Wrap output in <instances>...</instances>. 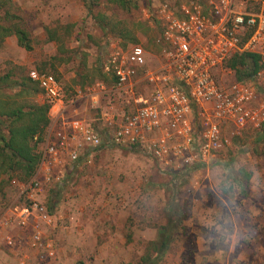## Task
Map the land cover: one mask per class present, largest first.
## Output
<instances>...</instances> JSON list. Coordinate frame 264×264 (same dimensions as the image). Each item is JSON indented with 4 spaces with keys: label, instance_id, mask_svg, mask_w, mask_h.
<instances>
[{
    "label": "rangeland",
    "instance_id": "374dc122",
    "mask_svg": "<svg viewBox=\"0 0 264 264\" xmlns=\"http://www.w3.org/2000/svg\"><path fill=\"white\" fill-rule=\"evenodd\" d=\"M199 2L9 0L11 21L27 32L32 48L19 46L14 35L0 43L4 105L27 110L48 104L40 90L20 91L32 68L52 73L64 89L61 105L48 104L49 123L34 139L37 154L48 131L63 120L84 118L107 130L97 121L99 109L84 97L86 89L109 85L105 63L134 44L155 64L162 50L160 10ZM221 130L222 147L205 160L195 156L191 165L166 163L138 146L103 145L59 167L61 181L41 193L47 210L52 206L50 223H40L45 246L53 249L49 257L28 245L23 229L2 227L7 209L21 203L15 183L30 179L19 172L0 175V264H139L165 226L172 242L160 264H264V125Z\"/></svg>",
    "mask_w": 264,
    "mask_h": 264
},
{
    "label": "built area",
    "instance_id": "2783aa9c",
    "mask_svg": "<svg viewBox=\"0 0 264 264\" xmlns=\"http://www.w3.org/2000/svg\"><path fill=\"white\" fill-rule=\"evenodd\" d=\"M157 20L162 50L156 63L134 44L105 63L109 85L97 82L84 93L107 130L84 118L63 120L46 134L30 180L15 183L21 203L7 209L1 225L23 229L28 245L48 257L53 249L45 246L40 223H50L51 214L41 193L61 181L58 168L66 162L120 145L191 165L195 156L205 160L222 147V126L264 125V0H200L175 12L164 6ZM245 52L259 55L260 68L251 80L238 81L226 63ZM28 76L49 105L63 103L64 89L52 73L32 68Z\"/></svg>",
    "mask_w": 264,
    "mask_h": 264
},
{
    "label": "trees",
    "instance_id": "16d2710c",
    "mask_svg": "<svg viewBox=\"0 0 264 264\" xmlns=\"http://www.w3.org/2000/svg\"><path fill=\"white\" fill-rule=\"evenodd\" d=\"M118 1L123 5V0ZM8 4L9 0H0V13L3 12V15H0V43L6 37L14 35L19 46L31 50L32 45L27 32L20 28L17 23L11 21L15 15L9 13ZM91 6L92 3L88 7L89 11ZM131 40L137 41L135 37ZM226 66L233 71L236 80L247 81L251 80L260 68V58L257 54L240 53L232 56L227 61ZM39 71L47 72L42 69ZM38 88L37 84L28 76L21 83L20 91L28 95L30 90H40ZM48 110V104H35L27 110L22 104L6 108L3 99L0 98V175L19 172L23 175L22 180L30 179L33 176L40 161V156L35 150L37 140L34 139L41 138L49 123ZM4 128L7 133H4ZM50 209L48 210L49 213H51ZM171 242V227H161L156 239L148 243L144 254L140 257L139 264H160L161 258L168 251ZM79 264L83 263L80 262Z\"/></svg>",
    "mask_w": 264,
    "mask_h": 264
}]
</instances>
